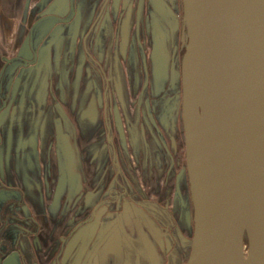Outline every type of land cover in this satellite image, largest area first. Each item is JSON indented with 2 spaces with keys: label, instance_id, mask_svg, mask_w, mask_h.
<instances>
[{
  "label": "water",
  "instance_id": "1",
  "mask_svg": "<svg viewBox=\"0 0 264 264\" xmlns=\"http://www.w3.org/2000/svg\"><path fill=\"white\" fill-rule=\"evenodd\" d=\"M152 2L153 74L181 105L193 204L185 264H264V0ZM140 233L150 264H159L157 246Z\"/></svg>",
  "mask_w": 264,
  "mask_h": 264
},
{
  "label": "flooded vegetation",
  "instance_id": "2",
  "mask_svg": "<svg viewBox=\"0 0 264 264\" xmlns=\"http://www.w3.org/2000/svg\"><path fill=\"white\" fill-rule=\"evenodd\" d=\"M42 1L43 0L36 1L38 7L41 6ZM152 1L153 0H87L85 13L88 19L86 28L79 31L75 36L76 39L78 37L80 42V55H82V53L86 55V84L90 85L93 83L91 90L95 93L97 90L96 87L101 85L102 96L100 95V97L103 101V109L98 112V118L94 124V126H96L92 135L96 138V141L88 149V162L91 161L92 163H96L97 166L95 174L91 175L90 183H93L94 186L89 190L90 192L88 191L86 194V200L83 199L82 201L80 197H77L73 199L70 208V211L72 212L74 210V212L72 214V225L69 234L74 235L79 228L86 225L89 227L91 226L90 229L92 231L93 224L96 229L95 231H97L96 237L99 234L101 235L100 239L97 241L95 240L92 242L89 238L85 243V247L89 246L90 248L85 264H89L88 260L94 247L101 242V246L98 248L92 261V264H100V253L101 251L106 252L108 250V237L114 233L115 230H120L122 232L124 243L128 240V238L127 240L125 238L126 235L123 233L124 231L121 230V223L117 221L118 216L123 218L126 212L129 216L134 214L136 220L134 227L139 237L141 236L140 229L144 227L149 239L153 242L152 244L157 246L159 255L163 253V261L160 260L161 262L159 261V264H172L173 262L170 259V255L171 249L173 248L171 247L177 248V238L175 237V240H172L174 231L169 230L170 227L175 225V221L172 217V213L169 211L167 214V211L174 202L181 200L182 204L187 201V198L182 195V187L185 181L188 184L189 180L185 151L184 162L182 165L180 164V166H177L178 163H181L180 159L177 157L178 148L176 147L175 149L177 150L175 151L172 147L173 143L177 145V143L180 142L179 138L173 136V133L170 135L168 132H165L164 135L160 127V122L162 123L163 120L168 124L169 131H171L174 125L173 102L176 97V92L174 93L171 90V86L168 84L163 85L158 83V85H156L155 83L151 58V48L152 46L154 47L151 29L152 24H154L153 15L155 14V6L152 5ZM30 2L31 0L27 1V8L29 5L32 7L33 5L35 6V4L32 3V5ZM79 3H81L80 0H68V5L65 6V9L68 11L60 14L59 8L58 11L55 12L56 14L53 12L43 14L44 10L40 17L35 18V20L33 19L30 23V20L27 21V15H25L23 25L27 27L28 22L29 29H26L27 32L25 34L27 37L25 36L23 41L27 40L32 44V40L36 38V42L34 43L33 49L32 45L31 49H27V51L23 48L24 46L21 47L22 52L26 55L24 58H21L22 62L19 61L18 63V59L15 56L11 58L13 60L11 62L15 63V70H11L12 76H14L13 73L15 74L16 70L20 72L23 68L29 67L27 72L36 69V73L38 71L37 74L41 72V69L47 68L48 65H46V63V66L42 64V61L45 60H41L38 51L41 50L44 42L50 38L56 26L70 25L71 23H77V21L81 20L82 13L81 7L78 5ZM29 9L30 8L26 10L25 8V12L22 11V16L25 13L28 14ZM44 18L51 20V22H48L45 26H50L48 28L50 30L46 31L44 27H42L39 31H36L37 22H40V19ZM125 20L126 22H124ZM124 28H127V33L129 35L125 44L123 43L124 37L122 35ZM24 29L25 28H23L22 31ZM71 29L73 30V27ZM37 34L41 35L38 37ZM93 43H102L100 60L96 58L93 49H91ZM123 47L125 50H123L124 57L123 54H121ZM127 47L129 49L128 51ZM141 48L143 51H146L144 57H142ZM182 51L183 49H181L180 54H182ZM79 53L78 59L80 58ZM126 57L128 58L127 65L126 62L125 64L123 62ZM51 60L52 58L50 57V61ZM26 61L29 62L27 65L25 63ZM4 63L6 62L4 61ZM74 64L76 63H72L71 66L74 67ZM77 64L79 65V63ZM119 68H121L122 73L119 72ZM158 70H162V66L159 67ZM73 73L74 72H72V74ZM82 76L85 77L84 75ZM67 77L71 79L70 81L75 91L76 77L74 78L71 74H68ZM12 80V84H14L16 78L14 77ZM80 86L81 84L78 87L80 88ZM49 89L55 92L56 87L54 88V85H52ZM169 90H171L172 93H170L169 99L163 104L165 111L161 115V104L158 106L154 99H157L156 97L161 96V94L162 96L166 95ZM9 95L10 94H8V98L10 97ZM6 96L5 93L4 101L7 99ZM6 107L7 106L4 108L2 107V109L0 107V115L4 112ZM179 108H181L180 104ZM156 113H158V116ZM179 113L181 114V109H179ZM133 120H135V123ZM97 122H99V127H97ZM112 129L114 134H112ZM138 144H140L144 150V156L141 157L140 161L138 156L134 157V155L130 153L131 151L133 153L135 152L134 150L139 146ZM77 145L79 147L78 143ZM131 147H134V150ZM119 148L123 150V157L131 154V157L135 158L136 161L141 164L142 161H146L147 159H149L150 162H156L154 164L151 163V166L156 168L155 170L160 167L157 163L162 165L161 167L165 169L163 185L165 191H167V196H165L164 199L159 203H154L152 199L149 200L147 197H145L147 202L141 199L142 192L145 193H143L144 195H148L144 181L139 182V176L138 179L135 178V172L137 169L139 170L141 168L138 163H136V167L132 166L129 160L122 163L119 157ZM129 148L131 151L128 150ZM161 153L162 156L160 155ZM147 155H149V157ZM73 162H75L76 165V157H73ZM66 166L67 168L71 167L69 158L67 159ZM70 169L71 168L67 169V171H69V175L72 177L71 179L76 184H79V180H76L74 176L76 173L74 170L70 171ZM153 170L152 168L151 171ZM95 181L97 184L96 186L94 184ZM98 185H101L100 189L97 188ZM131 188H134L133 191H131ZM122 196L124 197L123 199ZM186 204L187 203H185L184 206H186ZM177 206H179V203H177ZM180 207L183 208V205H180ZM129 210H132V212ZM168 215H170L172 221H169ZM96 216H98V218L94 219ZM77 217H80V219H76ZM107 220H109V222L105 224ZM169 222H173L172 225H170ZM116 224L117 228L112 229ZM111 229V234L107 238H104ZM134 248L135 246H126L125 244L122 245L121 248L118 247L119 254L117 257L118 259L120 258L119 264H124L125 260H127V264H141L140 253L136 254L133 258L134 260L131 261L132 254L130 252ZM112 254H115V252ZM110 257L114 260L113 255ZM58 259H60V255L57 256V260ZM73 259L75 261L78 259L76 253H74Z\"/></svg>",
  "mask_w": 264,
  "mask_h": 264
},
{
  "label": "crops",
  "instance_id": "3",
  "mask_svg": "<svg viewBox=\"0 0 264 264\" xmlns=\"http://www.w3.org/2000/svg\"><path fill=\"white\" fill-rule=\"evenodd\" d=\"M27 1L29 0H0V41L8 45L6 36L4 37L3 33V30L7 27L5 19L7 15L9 16L8 19L16 16L20 19L21 23L19 22L20 25L17 28V38L15 34L14 46L17 47V42L21 40L19 42V50L24 46L23 48L26 51L27 49H31V45L32 49L34 48V40H32V44L27 40L23 41L25 35L22 38V33L19 32L22 31L23 28H25L24 31L29 29L28 22L27 27H24L23 25L25 15H27V21H29L34 18L32 17L34 12L35 14L37 12H42L43 9L51 3V5L55 7L53 13L57 12L60 8L59 12L61 14L68 11L65 9V6L69 4H67L68 0H43L41 6L38 7V4L31 0L30 3L35 4L36 8L33 4V7L29 5V13H25L22 16V11L25 12V8L28 10ZM80 2L81 3L78 5L81 7V20L77 21V23H71L76 34L86 28V22L88 19L85 13L87 0H80ZM154 10L156 12L157 9L154 7ZM40 20V22H37V26H41L44 23V20L49 21L47 18ZM124 22H126V20ZM13 27L14 26H12V28ZM123 30V43L125 44L129 35L127 33V28H124ZM62 33L63 32L61 31L59 36L55 35V37L47 44L45 41L43 45H47V49H43L42 46L41 50L38 52L41 60L45 58L44 56L47 51L51 52L50 57L52 58L51 61L54 69H58L60 72L62 66L63 71H67V75L71 74L74 78L76 77V92L70 81L71 79L61 85V87L60 82H58V86H54V88L56 87L55 93L61 95L59 99L56 96V100L63 104L65 110L68 109L69 111H67V118L65 117L64 119L59 120L62 125H65V121L67 124L66 126L71 127L68 128V130H63V132L60 133L58 128L55 127V122L58 119L52 112H50L49 117H44V115L41 116L40 114L37 115L38 118L36 116L29 117L30 114L28 112L30 109L28 107L26 108V106H28L30 102L23 101L26 98L23 97L24 89L21 90V88H23L21 83H23L24 78L22 72L25 69L23 72L24 75L29 67L23 68L21 74H17L19 77H17V75H10V77H8L5 69L12 63L11 61H13L11 59L14 56L12 52L9 56L6 55L2 59L3 63L4 61L6 62L4 63L5 65L0 64V98L1 94L6 93L7 95V99H5V101L3 99L0 107L2 109V107L4 108L5 106H8L2 113L4 116L2 117V114L0 115V264H85L90 249L89 246L85 247V243L89 238L94 242L101 237L100 234L96 237L97 231H95L96 229L93 224L92 231L90 229L91 226L89 227L86 225L79 228L74 235L69 234L72 225V214L74 212V210L72 212L70 211L73 199L80 197L82 201L83 199L86 200V194L94 186L93 183H90L91 175L95 174V172H92L93 169H91L93 163L91 161L88 162V149L96 141V138L92 135L96 126H94V124L97 121L98 112L103 109V101L100 100L93 102L86 97L84 103H80V95L85 91L82 92L81 86L80 88L78 86L80 84L82 85L84 78L82 75L87 78L86 55L84 53L80 55L79 53L80 42L78 37L77 39L75 37L72 41L65 43L62 35L67 33ZM70 46H73L72 49H70ZM101 47L102 43H93V45H91L94 55L99 60L102 52ZM151 49L152 63H155L160 55L159 49H154L153 46ZM123 50L124 47L121 51V54H123L124 57L125 50ZM128 50L127 47V51ZM78 53L80 55L79 59ZM5 54H8V52ZM25 56L26 55H24V52L21 50V56L19 57L24 58ZM15 57L19 60L18 53L15 54ZM127 59L128 58L126 57V59H124L125 61L123 60L124 64L126 62V65ZM74 62L76 64H74L75 66L73 67L71 64ZM25 63L27 65L29 62L26 61ZM77 63H79V65ZM154 63L153 69L155 70V67L157 66ZM72 72L74 73L72 74ZM119 72L122 73L121 68H119ZM14 77L17 82H19V87L17 86L18 89L13 88L12 79ZM4 79L5 85L2 87V81ZM155 83L158 85L157 78H155ZM96 89V93L100 90L102 94L101 85L97 86ZM15 93L20 94V99L18 100L19 102L15 103L13 108V104L9 101L12 100V96L14 97ZM8 94H10L9 98ZM101 94H98L100 99ZM161 96H157V99L154 100L158 106L161 104L160 109L162 115L165 111L163 104H165L166 99H164L165 95L162 96V98ZM86 100H89V102ZM176 101L177 96L173 102L174 125L171 131H169V126L166 121L163 120L162 123L160 122V127L164 135L165 132L172 135L174 130L178 135L180 131L179 122L181 125L182 120L181 114L179 113L180 108H177L179 107V102L177 103ZM10 103L11 107L9 112H7ZM51 106L53 105L51 104ZM77 109L81 111L80 116L73 117L72 113L75 115L74 111H77ZM94 110L95 112L93 115ZM19 112L24 115L25 120L27 121V124L24 125V127L27 126L25 132L21 129V124L15 120V116H13V114H18ZM156 115L158 116V113H156ZM98 123L99 122H97V125ZM97 127H99V125ZM60 134H63V141L65 143L64 158L66 162L63 161L64 168L61 167L62 155L59 144ZM52 140L53 142H50ZM47 142H50L49 145ZM77 143L79 144V147ZM138 145L140 148L137 147V151L134 150V147H131L135 151L134 153L130 148L128 150L131 151L130 153L133 154L134 157L138 156L140 161L141 157L144 156V150L140 144ZM67 148L69 155L76 157V165L75 162H73L74 165L69 168H71L70 171L74 170L76 173L74 176L76 180H79V184H76L71 179L72 177L69 175V171H67V169H69L66 166L67 159L69 158L67 155ZM118 150L122 163L129 160L132 163V166L136 167V163H138L141 168L139 170L137 169L135 172V178L138 179L139 176V182L144 181L146 192L148 194L144 195L145 193L142 192L141 199L146 201L145 197H147L149 200L152 199L154 203H159L164 199L165 196H167V191H165L163 185L165 169L161 167L162 165L157 163L160 167L155 170L156 168L151 166V163L153 162H150L149 159L142 161L141 164L140 162H137L135 158H132L131 154L123 157V151L121 152L120 149ZM82 151L84 152V155L81 154ZM160 155L162 156V153ZM147 156L149 157V155ZM82 163H84L83 166H81ZM82 167H84V169H82ZM152 168L154 169L153 171H151ZM82 170H84V173L81 172ZM94 184L95 186L97 185L96 181ZM97 218L98 216L94 219ZM76 219H78V217ZM135 221L134 214L132 216L125 214L121 220V229L125 230L123 233L126 234L128 238L127 245H131L132 247L135 246L130 252L132 254L131 261L134 260L133 258L136 254L140 253L141 264H150L146 257V251L142 245L141 238L134 227L136 223ZM108 222L109 220L105 221V224ZM122 239L123 234L120 230H115V232L108 237V250L106 252L101 251L99 259L100 264H119L120 258L118 259L117 257L119 254L118 247L121 248L122 245L125 244L124 239ZM114 252L115 254H112ZM74 253L78 256L76 261L73 259ZM58 255H60V259L57 260ZM112 255L114 256V260L110 257Z\"/></svg>",
  "mask_w": 264,
  "mask_h": 264
},
{
  "label": "rangeland",
  "instance_id": "4",
  "mask_svg": "<svg viewBox=\"0 0 264 264\" xmlns=\"http://www.w3.org/2000/svg\"><path fill=\"white\" fill-rule=\"evenodd\" d=\"M33 1L36 2V0H33ZM179 2H181V0H179ZM51 4L49 6H46L43 9V11L45 10L43 14H49V12L51 13L54 11L55 7H53ZM34 7L36 8V6H34ZM42 12H40V13L37 12L36 14L34 12L33 16H32L34 18H32L29 21V23L32 22L33 19L35 20V18L40 17ZM181 14L182 13L180 12L178 15V20H175L172 18L173 19L172 23L176 24L175 27L177 28V30H180L181 25H183ZM8 18H9V16L7 15V17L5 19V23H6L7 27L5 30H3L4 37L6 36L8 45H6L5 43H2L0 41V56H1V61H0L1 63L0 64L1 65L4 64L2 62V59L6 55L9 56L11 54V52L14 54V56H15V54L18 53V58L21 61V58L19 57V56H21V50H19V45H20L19 42L21 40L19 42H17L18 48L16 46H14L15 34H16V38H17V32H18L17 28L21 22H20V19L16 16L12 17L10 19H8ZM48 22H51V20L50 19H49V21L44 20V23L41 26H37L36 31H39L42 27H44V30H46V31L50 30V29H48L50 26L45 27L48 24ZM12 26H14V27L12 28ZM71 28H72L71 24L70 25H60V26L58 25V26H56L53 33L50 35V38H48L46 40V44L49 43L55 37V35L59 36L61 34V31L63 33H67L65 35H62L64 37L65 43H67L68 41H72V39H74L76 36V32L74 30H72ZM19 32H22V38H23L24 34L27 31L23 30V31H19ZM37 35L39 37L41 34H37ZM25 36H27V35L25 34ZM0 38H1V35H0ZM35 42H36V38H34V43ZM46 46L47 45H43V49H47ZM72 47L73 46H70V49H72ZM18 50H19V52H18ZM4 52L5 53L8 52V54H5ZM145 52L146 51H143L141 48L142 57H144L146 55ZM45 53H46V50H45ZM44 57H45L44 58L45 61H42V64L45 65V63H46V65H48V66H47V68L44 67L45 69H41V72L39 74H37L38 71L36 73V69H34L33 71H29V72L24 73V75L22 72V76H24V78H23V83H21V85L23 86V88H21V90L24 89L23 90V97L26 98L23 101L30 102V104L28 106H26V108L28 107L30 109V112H28L30 114V116H34V117L36 116L37 117V115L40 114L41 116L44 115V117H49L50 112H52L55 115V117H57V119H58L55 122V124H56L55 127H57L61 133V132H63V130H68V128H71L70 126H66L67 124L65 121H64L65 125H62L59 121L60 119H64L65 117L67 118L68 109L65 110L63 104L59 103L56 100V96L59 99L61 95L59 93L56 94L55 92H53L52 89H49V88L52 85L58 86L59 80L61 83L60 84V87H61V85L66 83V81H68L69 78L67 77V71H63L62 66H61L60 72L58 69L57 70L54 69L52 61H50V52L47 51V53L45 54ZM19 60L17 61L18 63H19ZM5 70H6V74L8 75V77H10V75H12V71L15 70V63L12 62L11 64H9ZM17 74H21V70H20V72H18V70H16L15 74L13 73L14 76H16ZM17 77H19V76L17 75ZM84 78H83V82L81 85L82 86L81 91L82 92L85 91V92L83 94L81 93V95H80L81 96L79 99L80 103H84V100L86 97H88L89 100H92L93 102L102 100V98L100 99L99 95H98V94H101V91L98 90V92H100V93L93 92L91 90V86L93 83H91L90 85H87L86 79L84 80ZM4 85H5V79L2 81L1 86L4 87ZM17 86L19 87V82H17V80H15L14 84H13V88L18 89ZM14 89H12V90L15 91ZM19 90H20V88H19ZM171 90L174 93L176 92V90H173V89H171ZM171 90L167 91V94L164 96V99H166V101L169 99V96L171 95L170 93H172ZM4 97H5V94H1L0 105L3 102ZM13 98H14V100H13ZM19 99H20L19 93L18 94L15 93L14 97L12 96V100H10L9 102H11L13 104V108H14L15 103L19 102L18 101ZM89 100H86V101L89 102ZM11 103L9 105V108L7 109V112H9V110H10ZM51 104L53 106H51ZM24 106H25V104H24ZM177 108H179V107H177ZM5 110H6V108H5ZM80 112L81 111L79 109H77V111H74L75 115L72 113V116L73 117L74 116H80ZM94 112H95V110L93 111V113ZM109 114H110V112H109ZM1 116L3 117L4 115L2 114ZM13 116H15V120L21 124V129L24 130V132H25L27 126L24 127V125L27 124V121L25 120L24 115L19 112L18 114H13ZM133 121L135 123V120H133ZM110 123H111V120H110ZM179 126H180L179 127L180 131H179L178 135L176 134L175 130L172 132L173 136H176L177 138H179V141H180L179 143H177L178 146L174 145V143L172 146L175 151L177 150L175 148L176 147L178 148L177 157L180 159L181 163H178L177 166H180V164L182 165V163L184 162V151H185L184 133H183V129H182V123L180 125V122H179ZM112 134H114L113 129H112ZM50 142H53V140ZM49 143H48V145H49ZM59 144H60V152L62 155L61 167L64 168L63 165H64V162H66V160L64 158L65 143L63 141V134H60V136H59ZM119 149L121 152L123 151L122 148H119ZM81 154L84 155V152L82 151ZM122 154L124 155V153H122ZM83 165H84V163L81 164V166H83ZM82 169H84V167H82ZM91 169H93L92 172H95V169H97L96 163L92 164ZM81 172L84 173V170H82ZM100 187H101V185L97 186L98 189H100ZM133 189L134 188H131V191H133ZM182 192H183L182 195L187 198V201L183 202L182 204H181V200H178L174 203L172 202L173 204L170 205V208L167 211V214L169 211L172 213V217L174 218V221H175L174 222L175 225H173V227L169 228V230L174 231V235L172 234V240H175V237H176L177 238L176 240L178 242L177 248L171 247V248H173V249H171V255H170V259L173 262L172 264H185L187 262V259L189 256L190 245H191V239L193 236V215H192L193 207H192V201H191L192 197H191V193H190V189H189V183L187 184L186 181L182 187ZM123 198L124 197L122 196V199ZM177 203H179V206H177ZM185 203H187L186 206H184ZM180 205H183V208H181ZM129 211L132 212V210H129ZM168 217H169V221L170 220L172 221L170 215H168ZM78 218H80V217H78ZM169 223H170V225H172L173 222H169ZM180 250H181V252H180ZM162 254L163 253H161V255ZM177 256H179V257H177ZM161 257H162V261H163V255Z\"/></svg>",
  "mask_w": 264,
  "mask_h": 264
},
{
  "label": "trees",
  "instance_id": "5",
  "mask_svg": "<svg viewBox=\"0 0 264 264\" xmlns=\"http://www.w3.org/2000/svg\"><path fill=\"white\" fill-rule=\"evenodd\" d=\"M183 53H184V49H183V51H182V54H181V56L183 55ZM165 82V81H164ZM246 243V242H245ZM247 244V243H246Z\"/></svg>",
  "mask_w": 264,
  "mask_h": 264
}]
</instances>
